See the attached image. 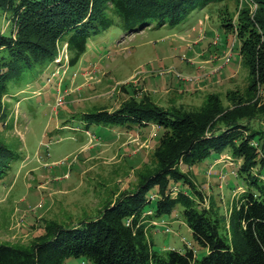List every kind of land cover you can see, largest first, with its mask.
<instances>
[{
    "label": "rangeland",
    "instance_id": "rangeland-1",
    "mask_svg": "<svg viewBox=\"0 0 264 264\" xmlns=\"http://www.w3.org/2000/svg\"><path fill=\"white\" fill-rule=\"evenodd\" d=\"M239 1L197 8L177 24L157 19L135 30L114 25L89 39L76 65H68L70 54L63 43L56 61L9 82L0 142L18 156L0 178V244L31 245L47 235L51 223L67 228L95 219L117 196L135 190L143 172L154 169L153 153L163 128L87 125L77 115L112 113L145 99L164 108L195 109L213 93L228 107L230 91L246 90L250 74L241 41L235 30L224 27L219 12L227 7L236 13ZM8 24V18H0L3 29ZM252 125L264 130L261 120ZM228 156L230 150L213 152L195 165H180L205 204L213 202L224 219L233 198L249 187L238 175V162ZM155 209L153 199L146 210ZM155 221L158 225L148 233L154 250L187 245L199 259L208 254L194 240L181 205ZM63 264L89 263L79 256Z\"/></svg>",
    "mask_w": 264,
    "mask_h": 264
},
{
    "label": "trees",
    "instance_id": "trees-1",
    "mask_svg": "<svg viewBox=\"0 0 264 264\" xmlns=\"http://www.w3.org/2000/svg\"><path fill=\"white\" fill-rule=\"evenodd\" d=\"M225 1L0 0V18L9 21L6 30L0 25V115L9 82L26 73L35 75L54 62L63 43L70 54L68 65L73 66L87 52L89 39L114 25L135 30L157 19L177 24L197 8ZM237 10L231 13L226 7L219 12L224 27L235 30L241 41L242 61L250 74L246 90L230 91L228 107L213 93L195 109L164 108L145 99L112 113L77 115L87 125L163 128L153 153L154 169L143 172L135 190L117 196L95 219L67 228L51 223L47 235L31 245L1 243L0 264H63L79 256L89 264H264V130L252 125L254 120L264 122V0L239 1ZM227 150L249 187L233 198L224 219L213 202L205 204L180 165H195L213 152ZM17 156L9 144L0 142V178ZM153 199L156 209L148 215L146 207ZM178 205L194 240L208 250L201 259L187 245L183 250H154L148 238L146 219L155 226L154 218L172 213Z\"/></svg>",
    "mask_w": 264,
    "mask_h": 264
},
{
    "label": "built area",
    "instance_id": "built-area-1",
    "mask_svg": "<svg viewBox=\"0 0 264 264\" xmlns=\"http://www.w3.org/2000/svg\"><path fill=\"white\" fill-rule=\"evenodd\" d=\"M56 59H57V58H56ZM55 61H56V60H55ZM61 100H62L61 98L58 99L59 102H60ZM255 145H257V143H255ZM152 213H153V211H148V212H147V214H152ZM129 222H130V221H129ZM153 223H154L155 226L158 225V223H156V221L153 222ZM162 224H163V222H162ZM166 229H167V231L170 230L169 227H167Z\"/></svg>",
    "mask_w": 264,
    "mask_h": 264
},
{
    "label": "crops",
    "instance_id": "crops-1",
    "mask_svg": "<svg viewBox=\"0 0 264 264\" xmlns=\"http://www.w3.org/2000/svg\"><path fill=\"white\" fill-rule=\"evenodd\" d=\"M154 219H156V218H154ZM146 221H147V226H148L147 228H148V233H149V231L152 230L153 227H152V225H151L150 218H147ZM154 230H155V229H154ZM152 231H153V230H152Z\"/></svg>",
    "mask_w": 264,
    "mask_h": 264
}]
</instances>
